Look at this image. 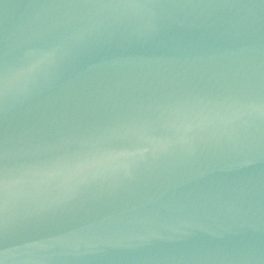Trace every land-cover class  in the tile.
I'll list each match as a JSON object with an SVG mask.
<instances>
[{"label": "water", "instance_id": "1", "mask_svg": "<svg viewBox=\"0 0 264 264\" xmlns=\"http://www.w3.org/2000/svg\"><path fill=\"white\" fill-rule=\"evenodd\" d=\"M3 264H264V0H0Z\"/></svg>", "mask_w": 264, "mask_h": 264}, {"label": "snow or ice", "instance_id": "2", "mask_svg": "<svg viewBox=\"0 0 264 264\" xmlns=\"http://www.w3.org/2000/svg\"><path fill=\"white\" fill-rule=\"evenodd\" d=\"M0 79H2V77H0ZM0 264H3V260L2 259H0Z\"/></svg>", "mask_w": 264, "mask_h": 264}]
</instances>
